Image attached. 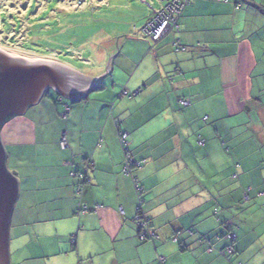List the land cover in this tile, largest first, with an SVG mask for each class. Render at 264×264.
I'll return each instance as SVG.
<instances>
[{
	"label": "crops",
	"instance_id": "obj_1",
	"mask_svg": "<svg viewBox=\"0 0 264 264\" xmlns=\"http://www.w3.org/2000/svg\"><path fill=\"white\" fill-rule=\"evenodd\" d=\"M178 24L156 44L132 42L131 70L117 57L132 37L114 41L104 75L109 53L85 68L46 59L102 76L83 96L43 90L0 129L18 188L9 264H158V254L168 264H264V245L255 246L264 241V0H193ZM121 132L142 162L132 175L123 172ZM193 158L210 182L179 187L171 179ZM87 159L91 182L78 194L70 172ZM132 177L143 185L155 241L138 240ZM229 230L238 235L230 259L220 253Z\"/></svg>",
	"mask_w": 264,
	"mask_h": 264
},
{
	"label": "rangeland",
	"instance_id": "obj_2",
	"mask_svg": "<svg viewBox=\"0 0 264 264\" xmlns=\"http://www.w3.org/2000/svg\"><path fill=\"white\" fill-rule=\"evenodd\" d=\"M161 6L160 0H0V10L6 7L12 17L9 20L15 21V27L8 26L7 13L2 16L0 12V49L14 56L55 58L85 68L92 67L98 56L109 53V60L118 51L116 45L117 51L109 52L117 38L132 37L135 40H128L117 57L127 61L124 68L131 70L133 61L128 55H134L132 42L140 45L141 39H147L141 36L140 29ZM8 36H12L10 41ZM196 159L186 160L190 169L171 181L179 183V187L188 182H210L204 171L198 172L200 164ZM258 228L264 230L262 226Z\"/></svg>",
	"mask_w": 264,
	"mask_h": 264
},
{
	"label": "water",
	"instance_id": "obj_3",
	"mask_svg": "<svg viewBox=\"0 0 264 264\" xmlns=\"http://www.w3.org/2000/svg\"><path fill=\"white\" fill-rule=\"evenodd\" d=\"M112 56L102 75L110 70ZM0 66V129L12 115L36 102L43 90L55 87L67 97L83 96L102 76L90 77L55 60L19 58L3 50ZM17 193V179L7 169L0 139V264H9V218Z\"/></svg>",
	"mask_w": 264,
	"mask_h": 264
},
{
	"label": "built area",
	"instance_id": "obj_4",
	"mask_svg": "<svg viewBox=\"0 0 264 264\" xmlns=\"http://www.w3.org/2000/svg\"><path fill=\"white\" fill-rule=\"evenodd\" d=\"M160 1L162 3L161 8L154 10L153 18H151L142 28V34L151 38L153 42L159 41L170 31L178 30L179 28L178 18L183 12V10L193 0H160ZM175 41H179V40H175ZM181 103L188 104V102L185 100H181ZM68 111H69V107L67 106L65 112L62 113V116L66 117ZM120 135H121L120 137L121 143L125 144L124 152H125L126 159H125V166L123 167V170L125 174L130 175L132 174V167L135 165L140 166L141 162H137L131 153V150L128 146V140H127L128 133L121 132ZM199 144L204 145L205 140L203 139L199 140ZM59 145L61 149H66L67 147H69L66 134L61 135L60 140H59ZM90 167H91L90 163L87 164L86 169L83 172L84 173L85 171L87 172V170H89ZM136 180H135L136 187L138 188L139 191H142V187ZM144 201L145 199L141 195L139 199L140 204L137 206V211L141 209V211L143 212L142 207H143ZM141 211H140V214L142 213ZM121 212H124L123 208H121ZM143 213L141 215L137 214L136 217H139V218L142 217Z\"/></svg>",
	"mask_w": 264,
	"mask_h": 264
},
{
	"label": "trees",
	"instance_id": "obj_5",
	"mask_svg": "<svg viewBox=\"0 0 264 264\" xmlns=\"http://www.w3.org/2000/svg\"><path fill=\"white\" fill-rule=\"evenodd\" d=\"M6 13H7V17H8L10 12H9V13L6 12ZM6 13H4V14L6 15ZM4 14H3V15H4ZM3 15H2V16H3ZM173 31H174V30H173ZM174 32H176V30H175ZM140 33H141V36H142V37L147 38V39H149V40L151 41V39H150L148 36H145V35L142 34V29L140 30ZM151 42H152V41H151ZM152 43H153V42H152ZM181 46H182V45H180V47L177 46L176 48H177L178 50H181V49H182ZM182 47H183V46H182ZM120 137H121V135L119 134V140L121 139ZM120 143H121V140H120ZM121 147H122V150H123V152H124L125 144L121 143ZM131 153H132V152H131ZM132 154H133V153H132ZM124 155H125V152H124ZM88 159H89V158H88ZM88 159H87V161H86V162H85L80 168H78L77 170H76V169H72L71 172H70L71 177H72L73 179H76V180H77L76 187H75V192L78 193V194H81L82 191H83L84 186H85L87 183L91 182V179H90V176H89V171L87 170V172H86V171H85V173L83 172V171L86 169L87 164L90 163L91 166L93 165V164H92V160H88ZM125 159H126V158H124V160H125ZM124 166H125V161H124L123 167H124ZM134 167H135V166L132 167V170H133ZM90 168H92V167H90ZM123 172H124V170H123ZM124 174H125V172H124ZM73 175H74V176H73ZM234 177L237 178L236 175H235ZM134 178H136V177H132V181H133V184H134L135 188L137 189V191H138V195H139V193L141 194L142 191H139L138 188L136 187V185H135V180H136V179H134ZM88 179H89V180H88ZM136 181H137V180H136ZM137 182L140 184L139 181H137ZM140 186L143 187L141 184H140ZM252 191H253V189H252L251 186H245V188H244V190H243V199L246 200V201H248V200L251 198V192H252ZM246 194H247V196H246ZM142 197H143V196H142ZM143 198H144V197H143ZM139 199H140V197L138 198V203H137V205L140 204V203H139ZM144 199H145V198H144ZM99 207H101V206L98 205V206L95 207V209H97V208H99ZM121 208H122V206L118 208V210H119L120 213H122V212H121ZM142 208H143V207H142ZM80 210L83 211V212H85V211L88 210V208H87V206L84 205V206H81V207H80ZM140 211H141V209L138 210V211L136 210V213H135V215H134V222H135V223L137 224V226H138V240H139L140 242H143V243H148V242H151V241H155L156 238H158L159 236H158L156 230H155L154 227H153L152 219L149 218L148 216H146L145 213H143L144 211H143V212L141 211V212L143 213V216H142V217H140V218H139V217H136L137 214H140ZM142 213H141V214H142ZM141 214H140V215H141ZM188 231H189V233H192V234L194 233V230L191 229V228H190ZM226 237H227L228 239H230L231 244L228 245V246H225L222 250H220V253H222L225 257H227L228 259H230L233 255H235L234 242L238 239V235H237V233H236L235 231L229 230V231L227 232V234H226ZM70 240H71L73 243H75V240H76L75 236L73 235V236L71 237ZM172 240H173V241H177V237L174 236V237L172 238ZM263 245H264V241L255 244V246H256V247H259V248H261V246H263ZM157 262H158V264H168L167 258H166V256L163 255V254H158ZM239 264H243V263L239 262Z\"/></svg>",
	"mask_w": 264,
	"mask_h": 264
},
{
	"label": "flooded vegetation",
	"instance_id": "obj_6",
	"mask_svg": "<svg viewBox=\"0 0 264 264\" xmlns=\"http://www.w3.org/2000/svg\"><path fill=\"white\" fill-rule=\"evenodd\" d=\"M20 8V7H19ZM19 8H17V9H19ZM5 9H6V7H5ZM5 9H3V10H0V12L2 13V15L6 12V10ZM18 11V10H17ZM14 12H16V11H14ZM3 16H6L5 14L3 15ZM9 17H11V15H9L8 16V20H9ZM12 18V17H11ZM4 23V22H3ZM6 23L8 24V26L10 25H12V27H15L14 26V24H15V21H6ZM12 36H13V34H12ZM12 36H8L9 37V41H10V38L12 37ZM18 45H20V44H18ZM23 46V45H22ZM0 50H2V49H0ZM9 54V53H8ZM17 57H19V58H25L24 56H17ZM26 59V58H25ZM0 68H2L1 66H0ZM1 70V69H0Z\"/></svg>",
	"mask_w": 264,
	"mask_h": 264
},
{
	"label": "clouds",
	"instance_id": "obj_7",
	"mask_svg": "<svg viewBox=\"0 0 264 264\" xmlns=\"http://www.w3.org/2000/svg\"><path fill=\"white\" fill-rule=\"evenodd\" d=\"M144 1H146V0H144ZM160 2H161V1H160ZM154 10H155V9H154ZM153 16H154V14H153ZM152 18H153V17H152ZM150 19H151V18H150ZM150 19H148V21H149ZM148 21H147V22H148ZM147 22H146V23H147ZM144 26H145V25H144ZM140 30H141V29H140ZM168 33H169V32H168ZM168 33H167V34H168ZM167 34H166V35H167ZM150 39H151V38H150ZM161 39H162V38H161ZM161 39H160V40H161ZM160 40H159V41H160ZM151 41H152V39H151ZM159 41H157V42H159ZM152 42H153V41H152ZM157 42H153V43L156 44ZM67 106L69 107V110H70V106H69L68 104H66V107H67ZM65 110H66V108H65ZM65 110H64L63 112H65ZM63 112H62V113H63ZM62 113H61V117H62V118H66L67 115H68V113H69V111H68L66 117H63V116H62ZM63 134H66V133H63ZM59 146H60V145H59ZM128 146H129V144H128ZM129 148H130V147H129ZM130 150H131V148H130ZM131 152H132V151H131ZM133 157H134V156H133ZM134 158H135V157H134ZM135 160H136V159H135ZM136 161H137V160H136ZM137 162H140V161H137ZM141 165H142V162H141ZM141 165H140L139 167H141ZM135 166H137V165H135ZM126 175H127V174H126ZM130 175H132V174H130ZM136 179H137V178H136ZM137 181H138V179H137ZM142 191H143V187H142ZM141 195H142V193H141ZM144 203H145V201H144ZM144 203H143V204H144Z\"/></svg>",
	"mask_w": 264,
	"mask_h": 264
}]
</instances>
